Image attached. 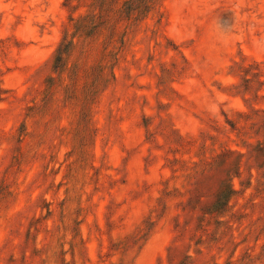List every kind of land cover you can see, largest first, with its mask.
Wrapping results in <instances>:
<instances>
[{"label": "rangeland", "instance_id": "rangeland-1", "mask_svg": "<svg viewBox=\"0 0 264 264\" xmlns=\"http://www.w3.org/2000/svg\"><path fill=\"white\" fill-rule=\"evenodd\" d=\"M0 264H264V0H0Z\"/></svg>", "mask_w": 264, "mask_h": 264}, {"label": "trees", "instance_id": "trees-1", "mask_svg": "<svg viewBox=\"0 0 264 264\" xmlns=\"http://www.w3.org/2000/svg\"><path fill=\"white\" fill-rule=\"evenodd\" d=\"M147 1H149V0H143V4H145Z\"/></svg>", "mask_w": 264, "mask_h": 264}]
</instances>
